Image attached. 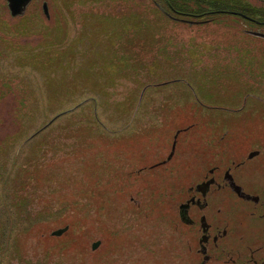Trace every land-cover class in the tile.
<instances>
[{
  "label": "rangeland",
  "instance_id": "rangeland-1",
  "mask_svg": "<svg viewBox=\"0 0 264 264\" xmlns=\"http://www.w3.org/2000/svg\"><path fill=\"white\" fill-rule=\"evenodd\" d=\"M48 1L54 22L26 19L10 69L23 99L0 103V264H185L173 189L207 159L212 129L248 123L247 108L203 106L264 83V39L245 33L264 28L236 15L189 26L163 0ZM189 126L172 163L138 173Z\"/></svg>",
  "mask_w": 264,
  "mask_h": 264
},
{
  "label": "flooded vegetation",
  "instance_id": "flooded-vegetation-1",
  "mask_svg": "<svg viewBox=\"0 0 264 264\" xmlns=\"http://www.w3.org/2000/svg\"><path fill=\"white\" fill-rule=\"evenodd\" d=\"M52 5L48 0H0V103L23 99L12 90L15 77L10 69L15 60H25L26 19L52 24ZM254 24L264 28V22ZM243 90L238 101L203 106L230 116L247 110L248 123L232 119L228 127L212 129L204 151L207 159L189 167L190 184L173 189L179 202L172 222L185 248V264H264V83L259 87L255 81ZM192 129L176 130L166 157L138 173L172 163L179 134ZM181 170L176 177H184Z\"/></svg>",
  "mask_w": 264,
  "mask_h": 264
},
{
  "label": "trees",
  "instance_id": "trees-1",
  "mask_svg": "<svg viewBox=\"0 0 264 264\" xmlns=\"http://www.w3.org/2000/svg\"><path fill=\"white\" fill-rule=\"evenodd\" d=\"M163 3L172 14L183 18L188 15L196 18L238 15L251 23L253 20L264 22V8L258 9L241 0H163Z\"/></svg>",
  "mask_w": 264,
  "mask_h": 264
},
{
  "label": "water",
  "instance_id": "water-1",
  "mask_svg": "<svg viewBox=\"0 0 264 264\" xmlns=\"http://www.w3.org/2000/svg\"><path fill=\"white\" fill-rule=\"evenodd\" d=\"M159 10L164 14L166 15L169 19H171L172 21H176V22H180V23H185V24H188L189 26L191 25H194V24H198V22H192V21H188L184 18H179L177 16H174L172 14H169L168 12H166L163 8H159ZM251 20V19H250ZM252 21V20H251ZM253 22V21H252ZM246 34L248 35H251L253 37H256V38H260V39H264V34L261 33V32H253V31H245ZM78 107V106H77ZM76 107V108H77ZM67 113V112H66ZM57 118V117H56ZM56 118H54L47 126H49ZM47 126H45L44 128H42L40 131L44 130ZM39 131V132H40ZM36 135V134H35ZM173 149H174V145H173ZM65 231L64 230H58V231H55L52 235H56V236H60L63 232ZM100 245V242L97 241V242H94L91 246V249L94 251L96 250Z\"/></svg>",
  "mask_w": 264,
  "mask_h": 264
}]
</instances>
